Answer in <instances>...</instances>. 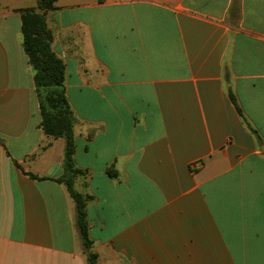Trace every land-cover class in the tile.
I'll return each instance as SVG.
<instances>
[{"label": "crops", "instance_id": "crops-1", "mask_svg": "<svg viewBox=\"0 0 264 264\" xmlns=\"http://www.w3.org/2000/svg\"><path fill=\"white\" fill-rule=\"evenodd\" d=\"M55 7L97 264H264V0ZM26 9L38 1L0 0V264H89L56 181L65 139L41 128Z\"/></svg>", "mask_w": 264, "mask_h": 264}, {"label": "trees", "instance_id": "trees-1", "mask_svg": "<svg viewBox=\"0 0 264 264\" xmlns=\"http://www.w3.org/2000/svg\"><path fill=\"white\" fill-rule=\"evenodd\" d=\"M38 10L21 11L23 47L35 72V83L40 103L41 128L52 138L65 139L64 174L56 179L64 184L76 204V226L89 264H97V255L92 251L87 205L91 195L76 191L75 181L86 172L79 169L76 160L74 126L76 118L66 94V65L52 49L53 34L49 30L46 14L56 9L58 0H37ZM229 97L243 116L236 96L230 90ZM115 176L114 171H110ZM33 179H40L28 174Z\"/></svg>", "mask_w": 264, "mask_h": 264}]
</instances>
